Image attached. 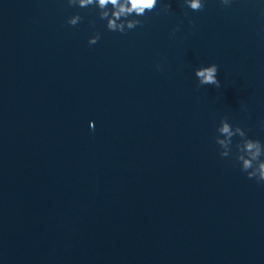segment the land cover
Masks as SVG:
<instances>
[{
    "label": "water",
    "instance_id": "water-1",
    "mask_svg": "<svg viewBox=\"0 0 264 264\" xmlns=\"http://www.w3.org/2000/svg\"><path fill=\"white\" fill-rule=\"evenodd\" d=\"M141 19L0 0V264H264V184L214 140L264 143V0Z\"/></svg>",
    "mask_w": 264,
    "mask_h": 264
},
{
    "label": "clouds",
    "instance_id": "clouds-1",
    "mask_svg": "<svg viewBox=\"0 0 264 264\" xmlns=\"http://www.w3.org/2000/svg\"><path fill=\"white\" fill-rule=\"evenodd\" d=\"M225 7H230L233 0H220ZM69 7L95 8L101 21H106V28L113 33L127 34L138 27H143V20L148 13L155 12L160 5V0H67ZM184 6L193 12L205 10V0H184ZM164 12L172 11L170 3L164 5ZM187 15V12L185 13ZM79 14L71 16L67 23L76 27L83 21ZM95 27V21H90ZM101 33L96 32L88 43L96 45L101 40ZM157 68L162 70L160 65ZM199 87L214 86L216 89L222 87L218 79L219 66L211 64L201 66L194 71ZM93 130L95 124L92 125ZM239 137L238 142L233 143L234 138ZM215 143L220 149L219 155L224 159H232L234 166L247 178L264 184V143L258 139H252L240 125H233L227 116L221 119L220 126L216 129ZM235 149V151H234Z\"/></svg>",
    "mask_w": 264,
    "mask_h": 264
}]
</instances>
